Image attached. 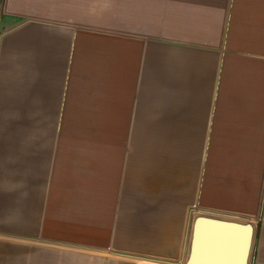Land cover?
I'll return each instance as SVG.
<instances>
[{
	"label": "crops",
	"instance_id": "1",
	"mask_svg": "<svg viewBox=\"0 0 264 264\" xmlns=\"http://www.w3.org/2000/svg\"><path fill=\"white\" fill-rule=\"evenodd\" d=\"M0 27V113L37 131L62 90L55 137H0V264H182L199 214L264 264V0H0Z\"/></svg>",
	"mask_w": 264,
	"mask_h": 264
},
{
	"label": "water",
	"instance_id": "2",
	"mask_svg": "<svg viewBox=\"0 0 264 264\" xmlns=\"http://www.w3.org/2000/svg\"><path fill=\"white\" fill-rule=\"evenodd\" d=\"M255 239L251 221L195 215L182 264H251Z\"/></svg>",
	"mask_w": 264,
	"mask_h": 264
},
{
	"label": "rangeland",
	"instance_id": "3",
	"mask_svg": "<svg viewBox=\"0 0 264 264\" xmlns=\"http://www.w3.org/2000/svg\"><path fill=\"white\" fill-rule=\"evenodd\" d=\"M4 32L5 31L3 30V28L0 27V69L2 68L1 67L2 62L5 58V48H4L6 44L5 40L6 38L9 37L8 34H3ZM55 93H56V96L53 99H51V102H52L51 105H48L46 109V110H50V113L49 112L45 113L42 119V123L40 124V127L38 128L37 131L35 130V128L32 130L29 129L28 131L26 130L21 131L19 129L20 122L22 121L20 114L0 113V137H4L5 139H9V140L16 139V138L21 137L22 132L23 133L25 132V135L27 136L28 134V136L31 138H36V137L53 138L55 137L57 133L55 128H56V124L58 121V112L60 108L61 93H62V90L60 89V86L58 84L56 86ZM1 100L2 99H0V101ZM8 121L12 122L13 126L12 125L11 126L13 128H8L9 127ZM26 121H28L29 125L32 126V124H34V121H35V114H29L28 119ZM44 123H46L47 127L43 125ZM33 150H35V147ZM47 155L44 158L45 161L44 163H42L39 170L32 171V174H30V176H32V179H31L32 184L30 186V189L32 190V196L29 202L30 204L29 205V208H30L29 218H30L31 227H35V223H36V220L39 214L38 212L40 211V208L42 205L43 191L46 186L47 176H48V172L46 170V166L48 163ZM255 242H256V239H255ZM254 249H255V245H254ZM140 261H142L141 263H147L148 259L146 262L144 261V259H140Z\"/></svg>",
	"mask_w": 264,
	"mask_h": 264
},
{
	"label": "bare ground",
	"instance_id": "4",
	"mask_svg": "<svg viewBox=\"0 0 264 264\" xmlns=\"http://www.w3.org/2000/svg\"><path fill=\"white\" fill-rule=\"evenodd\" d=\"M144 261L146 262L147 260L144 259ZM152 264H155V263H152Z\"/></svg>",
	"mask_w": 264,
	"mask_h": 264
}]
</instances>
